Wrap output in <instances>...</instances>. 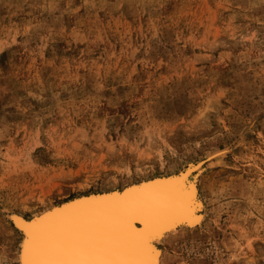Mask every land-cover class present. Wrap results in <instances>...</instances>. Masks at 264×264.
<instances>
[{
	"label": "rangeland",
	"instance_id": "rangeland-1",
	"mask_svg": "<svg viewBox=\"0 0 264 264\" xmlns=\"http://www.w3.org/2000/svg\"><path fill=\"white\" fill-rule=\"evenodd\" d=\"M200 160L167 264H264V0H0V264L12 216Z\"/></svg>",
	"mask_w": 264,
	"mask_h": 264
},
{
	"label": "bare ground",
	"instance_id": "bare-ground-1",
	"mask_svg": "<svg viewBox=\"0 0 264 264\" xmlns=\"http://www.w3.org/2000/svg\"><path fill=\"white\" fill-rule=\"evenodd\" d=\"M217 156L219 153L207 154L204 161ZM205 162L200 160L174 174L144 179L118 191L76 196L59 205H51L30 219L12 216L21 235L17 263L76 264L55 251L36 255L34 249L39 240L52 249L67 241L86 240L115 251L83 257L79 264H133L129 256L130 239L123 233L129 232L127 223L120 222V219L122 215L131 217L144 208L154 217L151 229L154 238L147 240V247L139 235L146 230L144 220L136 218L131 221L144 251L146 261L141 264H167L163 243L171 236L201 227L206 217L197 183ZM116 197L125 199L112 201ZM112 254L119 259L109 260Z\"/></svg>",
	"mask_w": 264,
	"mask_h": 264
},
{
	"label": "snow or ice",
	"instance_id": "snow-or-ice-1",
	"mask_svg": "<svg viewBox=\"0 0 264 264\" xmlns=\"http://www.w3.org/2000/svg\"><path fill=\"white\" fill-rule=\"evenodd\" d=\"M144 207H147L145 204ZM141 218L144 220L146 224V230L144 233L139 234L144 239V247H147V240L149 238H154L152 236V226H153V219L154 217L151 215H148L144 208L139 209L134 215L131 216L130 219L127 221V229L131 230V221L132 219ZM51 251H55L63 256H66L70 259H72L76 264H79V260L83 257H90L95 256L100 253H106L115 251V249H111L108 247H105L101 244H98L96 242L92 241H86V240H79V241H67L62 244H60L55 249H52L49 247V245L44 242L43 240H39L37 242V245L34 249V254L41 255L44 253H48Z\"/></svg>",
	"mask_w": 264,
	"mask_h": 264
},
{
	"label": "water",
	"instance_id": "water-1",
	"mask_svg": "<svg viewBox=\"0 0 264 264\" xmlns=\"http://www.w3.org/2000/svg\"><path fill=\"white\" fill-rule=\"evenodd\" d=\"M105 199V198H104ZM122 199H125L124 197L122 198H114V200L112 201H119V200H122ZM102 202H103V199H102ZM123 217L120 219V222L122 223H127L128 219H130L131 217L129 215L125 216V215H122ZM132 226H134V224L131 225V230L128 232L124 231V235L125 237H129V244H130V253H129V256L133 259V264H141L142 263H145V257H144V251L143 249L141 248V242L138 243V240H137V237L135 236V230L132 229ZM137 235V234H136ZM122 237H123V234H122ZM119 259L117 256H115L114 254L111 255V258L109 260H117Z\"/></svg>",
	"mask_w": 264,
	"mask_h": 264
},
{
	"label": "trees",
	"instance_id": "trees-1",
	"mask_svg": "<svg viewBox=\"0 0 264 264\" xmlns=\"http://www.w3.org/2000/svg\"><path fill=\"white\" fill-rule=\"evenodd\" d=\"M86 195H87V194H86ZM73 198H74V197H73ZM70 199H72V198H70ZM70 199H67V200H70ZM67 200H66V201H67ZM63 202H65V201H63ZM61 203H62V202H61ZM61 203H60V204H61ZM57 205H59V204H57Z\"/></svg>",
	"mask_w": 264,
	"mask_h": 264
}]
</instances>
